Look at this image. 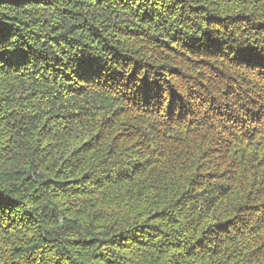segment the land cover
Returning <instances> with one entry per match:
<instances>
[{
	"label": "trees",
	"instance_id": "obj_1",
	"mask_svg": "<svg viewBox=\"0 0 264 264\" xmlns=\"http://www.w3.org/2000/svg\"><path fill=\"white\" fill-rule=\"evenodd\" d=\"M0 264H264V0H0Z\"/></svg>",
	"mask_w": 264,
	"mask_h": 264
},
{
	"label": "rangeland",
	"instance_id": "obj_2",
	"mask_svg": "<svg viewBox=\"0 0 264 264\" xmlns=\"http://www.w3.org/2000/svg\"><path fill=\"white\" fill-rule=\"evenodd\" d=\"M156 48H158V47H156ZM224 91H225V94L226 95H228V94L230 95L231 94V92L230 93L229 92H226V88L224 89ZM230 96L234 97L232 94Z\"/></svg>",
	"mask_w": 264,
	"mask_h": 264
}]
</instances>
